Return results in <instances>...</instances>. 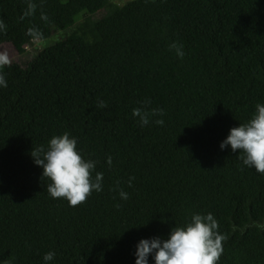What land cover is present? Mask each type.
Masks as SVG:
<instances>
[{
  "label": "trees",
  "instance_id": "16d2710c",
  "mask_svg": "<svg viewBox=\"0 0 264 264\" xmlns=\"http://www.w3.org/2000/svg\"><path fill=\"white\" fill-rule=\"evenodd\" d=\"M111 1L0 0V45L18 54L87 13L24 66L0 65V264L50 250V264H134L140 239L196 213L224 236L217 264H264V174L219 148L264 103V0ZM66 131L103 173L77 206L50 197L30 156Z\"/></svg>",
  "mask_w": 264,
  "mask_h": 264
},
{
  "label": "clouds",
  "instance_id": "9594fccd",
  "mask_svg": "<svg viewBox=\"0 0 264 264\" xmlns=\"http://www.w3.org/2000/svg\"><path fill=\"white\" fill-rule=\"evenodd\" d=\"M46 18V17H44ZM2 27V24H0ZM176 55L183 57L182 46L175 42L170 45ZM8 59L0 56V65L7 64ZM0 87H7L4 75L0 74ZM104 101L98 107H105ZM156 111H159L158 109ZM141 126L147 125L146 115H139ZM156 123H163L162 120ZM223 151L230 148L237 152L242 159V165L254 169L258 174H264V103L255 105V112L245 123L230 128L227 136L220 142ZM30 156L34 165L42 169V178L49 181L47 192L52 198H64L70 206H77L84 202L93 191H102L103 173L92 172L96 162L86 160L77 148V139L66 131L61 135H54L47 142V146L32 147ZM106 163L111 166L112 158L107 157ZM132 178L128 184L131 186ZM121 200L128 199V193L118 190ZM117 208L119 204L115 205ZM218 222L212 213L193 214L190 221L183 226L173 227L167 239L159 237L142 238L135 245L134 264H217L223 251L224 236L217 231ZM55 257L53 251L46 252L42 257L43 264H50Z\"/></svg>",
  "mask_w": 264,
  "mask_h": 264
},
{
  "label": "rangeland",
  "instance_id": "374dc122",
  "mask_svg": "<svg viewBox=\"0 0 264 264\" xmlns=\"http://www.w3.org/2000/svg\"><path fill=\"white\" fill-rule=\"evenodd\" d=\"M130 1H132V0H112L111 2L115 5L122 6V5L127 4ZM85 14H87V13L80 12L77 15V17L75 19L74 26L76 24H78V22H80V20H82V18L85 16ZM103 14H104V11L99 10L95 14L91 15V17L94 18V17L100 16ZM74 26L69 27L65 30H57L55 33H53L49 38H47L45 40H34V41H32L31 42L32 44L30 43V44L24 46V52L22 54H18L17 51L14 49V47H12L11 45H8V44L0 45V56L7 57L8 63L9 62H17L21 66H24L32 57H34L37 53L42 51L44 48H46L50 44L62 39L66 35H68ZM262 227L264 228V225H262Z\"/></svg>",
  "mask_w": 264,
  "mask_h": 264
}]
</instances>
